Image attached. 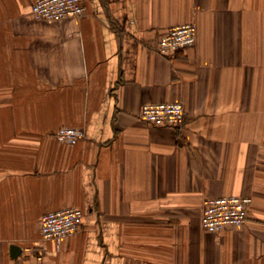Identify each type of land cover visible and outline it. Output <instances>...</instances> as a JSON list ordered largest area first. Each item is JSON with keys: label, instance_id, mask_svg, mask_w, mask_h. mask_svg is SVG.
Instances as JSON below:
<instances>
[{"label": "crops", "instance_id": "obj_1", "mask_svg": "<svg viewBox=\"0 0 264 264\" xmlns=\"http://www.w3.org/2000/svg\"><path fill=\"white\" fill-rule=\"evenodd\" d=\"M34 1L0 0V264H264V0H84L59 20ZM187 21L196 44L159 53ZM161 101L179 125L140 116ZM67 125L84 136L59 141ZM226 194L251 196L247 221L207 231ZM67 206L78 231L43 239Z\"/></svg>", "mask_w": 264, "mask_h": 264}, {"label": "built area", "instance_id": "obj_2", "mask_svg": "<svg viewBox=\"0 0 264 264\" xmlns=\"http://www.w3.org/2000/svg\"><path fill=\"white\" fill-rule=\"evenodd\" d=\"M37 19L59 20L79 17L86 13L84 0H35L30 11ZM197 24L194 21L179 23L166 28L156 40L157 51L173 56L180 49L195 45ZM140 116L152 125L177 126L185 116L182 101L144 103ZM59 141L75 143L84 136L83 129L62 126L54 132ZM252 198L249 195L226 194L211 196L204 201L201 223L210 232H220L228 226L239 227L249 216ZM84 211L67 206L46 211L41 219L42 238L60 240L75 234L83 221Z\"/></svg>", "mask_w": 264, "mask_h": 264}, {"label": "water", "instance_id": "obj_3", "mask_svg": "<svg viewBox=\"0 0 264 264\" xmlns=\"http://www.w3.org/2000/svg\"><path fill=\"white\" fill-rule=\"evenodd\" d=\"M11 249H12V254H13V255L18 254V253L20 252V250H21V248H20L18 245H15V244H13V245L11 246Z\"/></svg>", "mask_w": 264, "mask_h": 264}]
</instances>
